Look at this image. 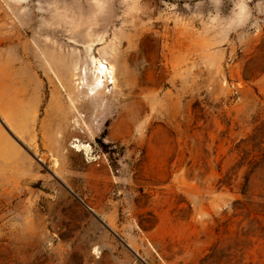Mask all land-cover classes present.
Returning a JSON list of instances; mask_svg holds the SVG:
<instances>
[{"label": "rangeland", "instance_id": "1", "mask_svg": "<svg viewBox=\"0 0 264 264\" xmlns=\"http://www.w3.org/2000/svg\"><path fill=\"white\" fill-rule=\"evenodd\" d=\"M42 26L89 36L62 117ZM9 44L0 264H264V0H0ZM86 45L114 70L99 105Z\"/></svg>", "mask_w": 264, "mask_h": 264}, {"label": "bare ground", "instance_id": "2", "mask_svg": "<svg viewBox=\"0 0 264 264\" xmlns=\"http://www.w3.org/2000/svg\"><path fill=\"white\" fill-rule=\"evenodd\" d=\"M3 27L7 28L5 26H3ZM67 30H68L67 24L65 23L62 25V28L59 29V31L61 32L60 36L65 34V31H67ZM95 30H97V27L92 28L93 32ZM48 31H50V28H47L45 26H42L38 30L39 36L35 37L37 44L36 45L34 44L32 48L35 50V53L37 55L40 54L41 56H44L46 59V62L49 65H51L52 67H54V71L57 74L59 81L61 83L62 90L67 93L65 98L64 97L60 98L59 106H57V108L55 109V113H54L55 116H59V117L61 116L62 117V116L67 115L66 114L67 110L65 109V107L68 108L69 106L76 105L79 108V107L85 106L89 103V101L85 100V99L79 100L78 103H75L76 96L84 94L86 91V87L82 86L81 90L74 91V93H72L73 89H72V84H71V74L65 73V71H64V67H65L66 63L68 62V60H70V57L77 55L79 60L76 62L75 66L73 67V71L75 73H78L79 67H80L81 61H82L83 49L82 48L79 49V51L76 53L75 45H81L82 46L80 41H84V40L89 39V36H88V33L86 32L85 26L80 27L79 29L72 30L71 35H73V38L69 39L67 41V44H71L72 46H71V48L68 47L66 49L64 47V44L59 43L58 41L51 42L50 40L47 41V40H44L43 38L40 37L42 34H44L45 32H48ZM4 35H5L4 37H6V39L8 41L13 36L12 33H8L7 30L5 31ZM21 48L22 47L20 44H16V45L9 44V45H4V46L0 47V51H3L4 53L12 54V53L20 51ZM84 48H85V51L89 57V64L96 67V70H95L97 72L96 78H98V80H97V83L95 84V86H93V88H92V89H94V91L92 92V95L96 99L94 104L99 105L101 102V100H100L101 98H103L105 96L109 97V95H110V94L109 95L106 94L103 91V88L101 87L102 77L107 76L110 78L109 81L113 82L114 81V79H113L114 70L112 69V66L110 67L109 65L105 64L104 61H102L101 59H97L96 56L93 55L94 48L91 45H86ZM55 58L58 60V62H55ZM136 59H137L136 56L132 57V61L134 64H136V62H137ZM107 101H109L108 98H107Z\"/></svg>", "mask_w": 264, "mask_h": 264}]
</instances>
